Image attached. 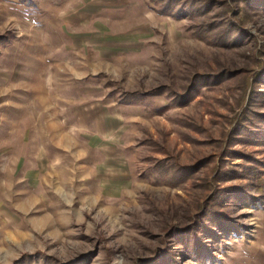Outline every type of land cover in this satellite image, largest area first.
Wrapping results in <instances>:
<instances>
[{"label": "rangeland", "instance_id": "1", "mask_svg": "<svg viewBox=\"0 0 264 264\" xmlns=\"http://www.w3.org/2000/svg\"><path fill=\"white\" fill-rule=\"evenodd\" d=\"M205 1L0 0V264H257L264 6Z\"/></svg>", "mask_w": 264, "mask_h": 264}, {"label": "trees", "instance_id": "2", "mask_svg": "<svg viewBox=\"0 0 264 264\" xmlns=\"http://www.w3.org/2000/svg\"><path fill=\"white\" fill-rule=\"evenodd\" d=\"M254 2L255 3L259 2L260 6H264V0H255ZM209 5H210V2H206L205 0H166L164 7H162L161 14L166 15V16H172V17L174 16L177 18H180V17L185 16L187 14L196 16L199 12L203 13L205 8H207ZM243 34H242V30H241V31H238L237 37L234 36L233 38H231V35H224V37L226 38L227 43L235 44L237 42L238 38L242 37ZM238 35H239V37H238ZM3 39H5V36H0V42ZM215 81H216V79H215ZM211 82H212V80H211ZM228 189H231V187ZM222 191H223V189H222ZM224 194H226V193L222 192V194H218L217 197H219V199H220L221 197H223ZM226 195L229 196L230 194L228 193ZM232 201H233V199H231L230 202H232ZM218 212L219 211H217L216 208L212 207L210 214L204 215V217H202L203 215L197 216V218L199 219L200 222L201 221L203 222L207 218L212 216V217H216L217 220L219 222H221V218L218 217V215H217ZM222 215H224L226 218H228L227 215H225L224 213H222ZM193 231H195V232L190 234L191 235L190 239L192 240V241L190 240V243L192 245H195L196 243H198L197 241L199 240L200 233H202V231H199V233L197 232L198 229H193ZM196 236H198V239L194 240ZM195 252H198L197 253L198 256L201 254L200 255L201 258L199 260H202V261L207 260V258H208L207 253L199 250L198 248L195 250ZM155 264H162V260L161 259L156 260Z\"/></svg>", "mask_w": 264, "mask_h": 264}, {"label": "crops", "instance_id": "3", "mask_svg": "<svg viewBox=\"0 0 264 264\" xmlns=\"http://www.w3.org/2000/svg\"><path fill=\"white\" fill-rule=\"evenodd\" d=\"M260 251L262 253L259 252V254L256 256V263L257 264H264V248L263 249L261 248Z\"/></svg>", "mask_w": 264, "mask_h": 264}]
</instances>
